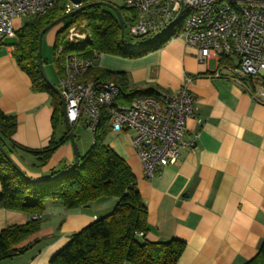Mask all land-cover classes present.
<instances>
[{
  "label": "crops",
  "instance_id": "0c3cea01",
  "mask_svg": "<svg viewBox=\"0 0 264 264\" xmlns=\"http://www.w3.org/2000/svg\"><path fill=\"white\" fill-rule=\"evenodd\" d=\"M23 21L17 18L15 23L19 27ZM8 44L0 47V109L17 118L14 143L43 149L53 134L51 96L33 88ZM219 63L217 59L208 64L199 61L197 50L181 37L137 57L102 53L94 59V66L125 71L130 86L152 85L159 93L174 94L187 76L193 77L189 90L194 96V115L186 120L185 140L199 136L194 147L181 149L176 164L147 178L133 145L132 131L111 130L105 139L137 179L138 191L148 208L147 238L185 242L176 264H244L256 255L264 240V103L254 100L240 81L215 76ZM254 80L246 82L253 87L259 84ZM65 127L60 126L59 136ZM76 139L84 155L87 146ZM11 156L37 179L47 177L63 163L72 164L75 158L70 140L45 164L20 148ZM116 202L117 198L111 197L68 209L47 200L43 226L33 238H41L45 222H59L60 229L52 240L44 244L39 240L26 254L12 258L17 260L13 263L49 264L72 233L108 214ZM31 217L21 210L0 207V230L23 224Z\"/></svg>",
  "mask_w": 264,
  "mask_h": 264
},
{
  "label": "trees",
  "instance_id": "16d2710c",
  "mask_svg": "<svg viewBox=\"0 0 264 264\" xmlns=\"http://www.w3.org/2000/svg\"><path fill=\"white\" fill-rule=\"evenodd\" d=\"M91 2L93 0H85V3ZM67 3L68 0H57L45 14L29 17L19 27L16 24V38L12 43L15 46L13 54L17 63L29 75L33 88L50 93L54 110L51 118L53 134L49 144L43 149L34 150L14 143L12 136L18 124L17 118L0 109V140L5 149L10 155L16 148L26 150L37 155L41 164L47 163L52 154L70 140L66 127L63 134L58 135L60 126L65 125L61 99L44 79L38 57L42 29L67 13ZM111 3L121 10L127 25L129 10L116 1ZM103 7L92 5L85 8L70 17L57 31L54 54L60 77L64 75L65 61L69 55L86 59H96L102 53L137 57L159 49L171 40L170 33H163L150 37V41L143 45L130 47L126 36V42L121 39V28L116 14ZM80 18L87 20V23L79 26L78 31L89 36L83 42L84 45L78 46L80 42L70 28ZM142 40L145 39L140 38L136 43ZM90 79L117 82L123 90L121 103H129L140 95L159 93L158 87L152 85L145 88L130 86L125 71L93 66L80 78L83 81ZM249 80L253 83L255 81L251 78ZM73 130L75 133V126ZM110 131L111 124L107 116H104L95 132L91 149L81 155L80 163L69 172L47 182H37L34 180L37 178L31 176L32 179L24 177L0 150V207L21 210L32 215L23 224L8 225L0 230V261L21 255L39 242V238L33 237L41 228L47 200L60 202L66 208L72 209L86 206L93 201L116 197L114 208L72 233L69 241L56 252L49 264L177 263L185 248V242L179 239L152 241L147 238L150 229L148 208L138 191L137 179L131 167L105 142ZM70 165L63 163L60 168L51 170L47 177L42 178L55 176ZM244 264H264V240L256 255Z\"/></svg>",
  "mask_w": 264,
  "mask_h": 264
},
{
  "label": "built area",
  "instance_id": "2783aa9c",
  "mask_svg": "<svg viewBox=\"0 0 264 264\" xmlns=\"http://www.w3.org/2000/svg\"><path fill=\"white\" fill-rule=\"evenodd\" d=\"M129 10L130 34L150 38L170 33L197 50L206 64L220 63L217 77L240 81L254 100L264 103V0H106ZM57 0H0V47L16 38L17 18L45 14ZM75 5L68 0L66 12ZM181 24L179 31L174 27ZM126 30V27H125ZM13 51L14 44H8ZM61 50V49H60ZM59 50V52H60ZM97 54V53H95ZM227 59L228 62H221ZM94 59L69 55L59 88L66 99L72 126L82 124L93 131V141L104 116L116 132H133V145L141 159L144 176L151 178L161 168L178 162L180 151L194 147L199 134L185 140L186 120L194 115L193 77L174 93L145 94L121 103L122 87L105 79L80 80ZM259 80L251 86L246 81Z\"/></svg>",
  "mask_w": 264,
  "mask_h": 264
},
{
  "label": "rangeland",
  "instance_id": "374dc122",
  "mask_svg": "<svg viewBox=\"0 0 264 264\" xmlns=\"http://www.w3.org/2000/svg\"><path fill=\"white\" fill-rule=\"evenodd\" d=\"M73 8H75V7H73ZM103 9L115 13L113 10H111L105 6L103 7ZM68 19L62 21L61 23H59V24L55 25L54 27H52L51 29H49L43 37L42 55H43L45 70H46V73H47L49 79L58 87L60 85L61 77L58 73V70H57V67L55 64L54 43H55L57 31L61 27H63L65 25V23H67ZM25 20H26V18H24V21ZM85 23H87V20L80 18V20L70 28L71 33L75 34L78 41L80 42L78 44V46L84 45L83 42H85L89 36L87 34H81L78 31V27L84 25ZM180 28H181V24H177L174 27L176 32L179 31ZM125 36H126V39L128 40L129 44H135L140 39L139 37L132 36L130 34L129 27L127 28V26H126V30H125ZM14 40L15 39L8 38V39H6V43H13ZM75 135L78 137V139H82L85 142L87 149L83 154H86L87 150L91 149L92 144H93V138H94L93 131L89 127H85L82 124H79V125L75 126ZM43 223L44 222H42V226H43ZM60 227H61V224L59 222H54V221L49 222V223L45 222L44 227H43L44 231L41 232L42 236L39 239V240H41V242L39 241L40 244H44L47 241L52 240L53 239L52 237L55 235L54 234L55 231L59 230ZM26 253H27V251L23 254H26ZM18 256H22V254L18 255ZM8 262L10 264H15L13 262H17V260L12 261V258L11 259L8 258V259H4V260L0 261V264H5Z\"/></svg>",
  "mask_w": 264,
  "mask_h": 264
},
{
  "label": "water",
  "instance_id": "95a60500",
  "mask_svg": "<svg viewBox=\"0 0 264 264\" xmlns=\"http://www.w3.org/2000/svg\"><path fill=\"white\" fill-rule=\"evenodd\" d=\"M74 5L75 8L73 10H70L69 12H67L66 14L60 16L59 18L55 19L53 22H51L49 25H47L45 28L42 29L40 36H39V50H38V57H39V68L40 71L44 77V79L46 80V82L57 92L58 96L61 99V103H62V115H63V120H64V124L66 126L67 132L69 134L70 137V142L73 146L74 149V154H75V158L73 163L70 165L69 168L61 171L60 173H58L55 176L52 177H48V178H39V179H34L37 182H47V181H52L56 178H58L59 176L63 175L64 173L69 172L70 170H72L73 168H75L79 163H80V159H81V154L77 145V140H76V136L73 130V126L67 116V109H66V99L61 91V89L56 86L48 77L46 70H45V66H44V61H43V55H42V48H43V37L45 35V33L51 29L52 27H54L55 25L61 23L62 21L72 17L73 15L79 13L80 11L84 10L85 8L92 6V5H102V6H106L108 8H110L111 10H113L115 12V14L117 15V18L119 20L120 23V28H121V39L123 42L125 41V21H124V17L122 15L121 10L114 5L113 3H111L110 1H106V0H93V2L91 3H85V0H70ZM165 33V32H163ZM163 33L157 34L156 36L162 35ZM148 41H150V39H145L142 40L140 43H136V44H128L130 47H137L139 45H143L145 43H147ZM0 150L3 152V154L6 156V158L8 160H10L13 164V166L26 178L28 179H32L27 173L26 171L18 164V162L8 153V151L5 149L4 145L2 144L1 140H0Z\"/></svg>",
  "mask_w": 264,
  "mask_h": 264
}]
</instances>
